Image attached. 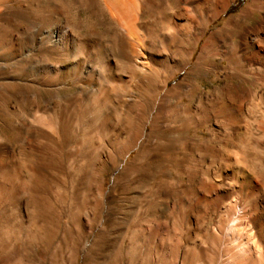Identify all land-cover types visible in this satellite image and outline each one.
I'll list each match as a JSON object with an SVG mask.
<instances>
[{"label": "rangeland", "instance_id": "374dc122", "mask_svg": "<svg viewBox=\"0 0 264 264\" xmlns=\"http://www.w3.org/2000/svg\"><path fill=\"white\" fill-rule=\"evenodd\" d=\"M28 1L0 0V264H264V184L257 179L246 199L235 197L250 226H229L232 208L222 217L221 204L230 200L214 204L235 186L229 164L236 156L222 155L227 142L237 147L238 139L248 158L242 179L250 176L253 150L261 164L255 172L264 174V118L250 117V101L237 103L238 121L217 114L219 101L204 119L159 111L155 96L139 101L104 0ZM171 4L158 2L144 18L153 21ZM248 4L235 0L209 32ZM64 24L77 42L55 58L37 42ZM203 86L211 88L206 79ZM127 99L131 106L123 108ZM187 140L199 145L184 146ZM204 226L229 231L203 244L197 230Z\"/></svg>", "mask_w": 264, "mask_h": 264}, {"label": "bare ground", "instance_id": "6f19581e", "mask_svg": "<svg viewBox=\"0 0 264 264\" xmlns=\"http://www.w3.org/2000/svg\"><path fill=\"white\" fill-rule=\"evenodd\" d=\"M43 1H45V0H43ZM104 1H105L106 10H107V12L111 18V21H113L112 24L114 27L115 34L119 38V41H118L119 42V53L118 54L122 55L125 58V60L129 63V65L132 67L133 73H132V75H130V77L134 81L135 85L134 84L133 85L135 86L136 90H139L142 93V94L141 93L138 94L139 95V101H142V103L147 104L145 96L148 98L150 96H155L156 98H158L157 99V101H158L157 102V110H159V111L166 110V112L168 111L174 115H182V116H187V117H191V118L198 117V118H203V119L207 118L209 116V113H210L209 109H211L210 104H212L216 101H219V102H221V107L218 110L217 114L222 115V116L224 115V116H227L229 119L232 118V119L238 121L241 118H240V114H239V106L237 103L238 102L240 103V101H242V100L246 101V99H248L250 101V103L252 104L251 109H250V112L252 114H250V117H251V115H253L255 118H257V116H261L262 118H264V0H249V4L237 16L231 17L225 24H223V26L221 28H218L217 30H214L212 32H209L211 26L224 13H226L230 9V7L235 2V0H104ZM158 2L161 4H167V3H172V4H171V7L166 12L162 13L161 16H154L153 21H149L150 19L149 20L145 19L144 15L146 14V12H148L147 10L152 8L154 5L156 6V4ZM33 3H34V1H33ZM29 4H31V3H29ZM41 4H43V3H41ZM36 6L38 7V5H36ZM159 6H160V4H159ZM46 7H47V5H46ZM39 8H41V7H39ZM32 10H33V8H32ZM42 13L43 12L41 11V14ZM61 15H62V13H61ZM42 16H43V14H42ZM49 17H50V15H49ZM154 19L157 21L155 22ZM43 22H45V21H43ZM65 24H67V23H65ZM64 25L61 28L52 26V27H49V28L45 29L44 31H42L40 34V37L38 39V42H37L38 47L40 49L45 47L47 53L49 52L50 54L54 55V57L55 56L61 57V55L67 53L69 48L72 45H74L75 42H77V39H76V36L73 35V34H75V32L72 33L71 28H70L73 26L69 27L68 26L69 24L65 25V26ZM41 29H42V27H40L39 30H41ZM28 33H25V35H28ZM37 37H35V38H37ZM118 38H116V40ZM146 38H149L150 41L147 42L145 40ZM34 45H35V43H34ZM26 47H27V44H26ZM38 50H36V51L38 52ZM30 52L31 51L29 50L27 53H30ZM195 55H196V57H195ZM26 57H28V56H26ZM54 57H53V59H54ZM119 57H117V58L119 59ZM110 58H111V56H110ZM49 59H51V58H49ZM113 59H115V58L113 57ZM43 60H45V59H43ZM49 61H51V60H49ZM116 61H118V60H116ZM45 64H46V61H45ZM82 68H83V66H82ZM47 69L51 73H54L55 71H57V67L53 66L52 64L47 65ZM36 70H37V68H36ZM107 70L108 69L105 68V71H107ZM74 73H75V71H74ZM181 73H184L182 80L180 82L174 84L171 87L170 86L171 85L170 84L171 79L174 78L177 74H181ZM67 74H69V73H67ZM43 75H45L44 72H43ZM120 79H122V78H120ZM204 79H206L209 82V84L211 85V88L207 89L203 86V80ZM56 80H58V79L56 78ZM70 80H71V78H70ZM72 80H73V78H72ZM78 84H81V83H78ZM114 84H116V83H114ZM131 89H129V90L131 91ZM113 90H112V92H113ZM128 97H129V95H128ZM101 100L104 101L103 98H101ZM127 101H129V100L127 99L123 102V105H122L123 108L126 107ZM244 103H243V105H244ZM235 104H237V105H235ZM139 105H140V103H139ZM119 106H121V105H119ZM129 106H131V105H129ZM144 107H147V106H144ZM147 108H146V111H147ZM241 112H242V109H241ZM55 113H56L55 111H52L53 117L56 120L57 113L56 114ZM145 113H147V112H145ZM246 115H248V113ZM126 118H128V117H126ZM151 118H153V117H151ZM156 118H159V115ZM146 119L147 118H145V120ZM172 119H173V117H172ZM243 119H245V121H246L247 118L245 117ZM151 121L152 120H150V122ZM151 123L153 124V122H151ZM242 123H240V124H242ZM141 124H140V126H141ZM215 124H219V123L215 122ZM222 125H223V123H222ZM263 125H264V123H262L261 126L263 127ZM229 126H230V123H229ZM218 127L221 128V126H218ZM255 128H256V125H255ZM112 129L114 131V128H112ZM141 130L143 131V129H141ZM211 130H213V129H210L208 131H211ZM163 131H166V130H163ZM210 134H212V133H210ZM261 135H262V131H261ZM259 136H260V134H259ZM212 137L213 136H211V138ZM160 140H162V139H160ZM147 141H149V140H147ZM165 141H167V140H165ZM198 142L195 140H191L188 142V140H187L184 142V146H188V147L194 146V145L198 144ZM207 142H208V140H207ZM147 143H149V142H147ZM237 143L240 144L238 139H237ZM228 144H230V143L227 142L225 144L226 145V148H225L226 153L223 152L222 155L232 154V155L236 156L235 159H233L232 163L229 164L230 168L232 167V171L230 172L229 176L231 177L232 183L236 186V188L234 186L235 189L233 188V190H230V192L224 194L223 196H220L219 199H217V200L213 199V200L215 201L214 202L215 207H216L215 209H217V207L220 206V203L226 202L227 200H230V202H228V203L226 202L227 203L226 205H228V207H226V205L222 206V204H221L220 209L222 210L221 213H222V217H224V218H228V217L230 218L231 208L235 210L234 215L231 217L232 223L229 225V226H234V224H238V223L241 224V223H243V220H247V219H245L246 218L245 216L247 214L246 211H244V208L240 206L241 204H239V202H237V199L235 197L245 198L246 194L252 188V183L254 181H256L257 179H259L264 184V174L259 173L260 174L259 175V174H256V172H255L256 169L259 168L261 164H260V162L256 156L257 152L255 150H253L252 152H253L254 156L251 158V160H249L250 161L249 164L251 165L250 176H249L248 180L242 179L243 178L242 177L243 176L242 169L244 168V166H246V163L248 162V160H247L248 158H246L244 151L241 148H239L241 146H238V144H237V147H235L234 144L233 145H228ZM154 146H157V145H154ZM155 148H157V147H155ZM148 150H150V149H148ZM190 151H191V149H190ZM222 155H221V157H222ZM217 158H219V157H217ZM218 160H220V159H218ZM224 166H226V165H224ZM259 172H261V171H259ZM217 173H214V175ZM226 180H227V178H226ZM218 181H220V180L218 179ZM222 185L223 184H221V186ZM226 187H227V185H226ZM230 187H232V186H230ZM230 187H228V188L232 189ZM259 187H260V185H259ZM255 188L256 187L254 186V189ZM216 190H217V188H216ZM262 190H264V189H262ZM262 190H260V192H262ZM155 192H156V190H155ZM66 193H68V192H66ZM161 194H162V192H161ZM156 195H160V194H156ZM162 195H164V194H162ZM257 196H255V198ZM262 196H263V193H262ZM67 197H69L68 194H67ZM153 197H154V195H153ZM250 197H253V196L251 195ZM250 197H249V199H250ZM252 200H254L252 202L256 201V199H253V198H252ZM241 202H243V201H241ZM223 204H225V203H223ZM261 204H262V202H261ZM70 205H72V204H70ZM247 216L249 218V215H247ZM256 216L257 215H255V217ZM256 219H257V217H256ZM219 221H221V220H219ZM225 221H227V220H224V223H225ZM247 221H248V225H249V220H247ZM250 221H252V220L250 219ZM28 223L30 224V227L35 224V223H30V222H28ZM245 226H247V224ZM260 226L261 225L259 223L258 227L260 228ZM251 228L253 229V227H251ZM255 228L256 227H254V230H255ZM252 233H254V232H252ZM261 239H263V238H261ZM237 241H238V239H237Z\"/></svg>", "mask_w": 264, "mask_h": 264}, {"label": "crops", "instance_id": "0c3cea01", "mask_svg": "<svg viewBox=\"0 0 264 264\" xmlns=\"http://www.w3.org/2000/svg\"><path fill=\"white\" fill-rule=\"evenodd\" d=\"M229 227H220V226H214V227H200L198 228L197 232L198 233H203L205 234L204 236L200 237V242L203 244H216L218 243V237L210 235L211 233H220V232H228ZM204 255H206V252H204Z\"/></svg>", "mask_w": 264, "mask_h": 264}]
</instances>
